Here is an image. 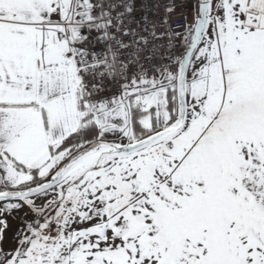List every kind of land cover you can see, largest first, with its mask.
Instances as JSON below:
<instances>
[{
    "label": "snow or ice",
    "instance_id": "6c2138e0",
    "mask_svg": "<svg viewBox=\"0 0 264 264\" xmlns=\"http://www.w3.org/2000/svg\"><path fill=\"white\" fill-rule=\"evenodd\" d=\"M0 264H264V0H0Z\"/></svg>",
    "mask_w": 264,
    "mask_h": 264
},
{
    "label": "built area",
    "instance_id": "2783aa9c",
    "mask_svg": "<svg viewBox=\"0 0 264 264\" xmlns=\"http://www.w3.org/2000/svg\"><path fill=\"white\" fill-rule=\"evenodd\" d=\"M184 23V20L183 19H175L174 21V24L175 26H179V25H182Z\"/></svg>",
    "mask_w": 264,
    "mask_h": 264
}]
</instances>
